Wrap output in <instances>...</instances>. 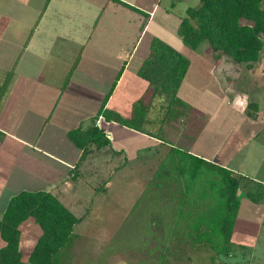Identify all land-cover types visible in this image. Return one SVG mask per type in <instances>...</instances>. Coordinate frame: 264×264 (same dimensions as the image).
<instances>
[{"label": "crops", "instance_id": "crops-1", "mask_svg": "<svg viewBox=\"0 0 264 264\" xmlns=\"http://www.w3.org/2000/svg\"><path fill=\"white\" fill-rule=\"evenodd\" d=\"M181 1L0 0V218L10 199L22 191L50 193L68 210L69 193L89 202L98 184L87 179L98 178V168L111 170L112 163L115 169L124 161L143 159L159 145L216 161L215 155L193 151L195 140L189 149L178 147L181 138L171 139L167 130L189 120L178 109L174 115L165 113L167 104L138 75L153 38L174 49L182 47L178 30L188 8L178 9ZM185 79L177 97L189 105L180 94ZM222 84L236 123L244 117L256 125L264 122V102L256 100L257 89L239 93ZM238 97L257 108L242 111L235 103ZM102 106V111L141 122L140 129L106 120L99 113ZM187 124L182 126L190 132ZM94 128L108 140L106 146H98ZM262 130L250 137L237 133L242 141L237 145L236 137L228 144L234 132L228 127L221 139L229 157L219 166L230 169L238 155V173L264 186V140L258 139ZM195 135L198 141L197 129ZM167 149H162V157ZM18 186L24 189L18 191ZM79 202L76 198L75 204ZM253 205L262 207L256 219L262 227L264 200ZM30 225L35 227L31 219L19 227V249L25 257L37 238L24 233ZM4 245L0 237V248Z\"/></svg>", "mask_w": 264, "mask_h": 264}, {"label": "rangeland", "instance_id": "rangeland-1", "mask_svg": "<svg viewBox=\"0 0 264 264\" xmlns=\"http://www.w3.org/2000/svg\"><path fill=\"white\" fill-rule=\"evenodd\" d=\"M199 5L200 0H183L177 8L183 10L196 8ZM239 22L240 25H251L243 19ZM192 24L196 26L195 21H192ZM182 44L181 48L176 49L188 58L190 67L180 94L190 106L187 105L188 109L185 112L182 110V106H175L170 114L173 112L171 115H174L178 109L189 121L184 120L182 124H178L167 132L173 140L178 135L181 138L178 147L184 149L191 148V142L195 140L196 145L193 151L195 149L197 153H202L207 157L215 155L216 161L212 162L222 166L223 163L225 164L223 159L229 157L224 153L225 147L223 149L221 139L224 135L223 132L228 127H234V132L228 138V144L232 143L230 141L236 137L234 141L240 145L242 141L240 137H237V133L244 132L247 137H250L257 131L260 132L262 126L263 130L258 139L264 140V122L260 121L256 125L248 122L244 117L240 123L238 121L236 123V114L232 110H228V106L225 104L227 96L221 90L222 83L223 86L229 85L234 92L239 93L250 94L254 89H257L256 100L264 102V47L260 54V61L253 68H248L245 65L234 63L231 58L223 55L215 58L216 54L207 51L209 45L206 42L197 49H190L183 41ZM209 60L213 62L209 63ZM230 99L231 96L228 97V100ZM161 102L167 104L168 101L166 102L165 97L161 96ZM168 106L167 104L165 113ZM185 124H187L186 127L190 126V132L184 130L185 126L182 125ZM203 126H205L204 131L201 129ZM196 129L199 132L198 141L195 135ZM211 135L214 138L210 137ZM162 149H167V147L159 145L157 153L154 152L152 155L135 161H124L121 166L115 169L113 168L116 166L114 163L111 164L113 168L111 170L98 168V178L87 179L90 183L94 181L93 185L97 186L98 184V190H95L97 193L88 195L89 202L85 203L83 199L76 197L78 193H69L68 208L80 220L74 228L79 239L76 240L74 246L73 264H214L213 261H216L217 264L264 263V225L258 227L256 224L262 207H255L251 204V201L241 190H238L237 193L241 206L232 231L231 244L229 247L227 246L228 250L230 249L228 253H215L209 243L191 245L189 239L185 240L188 232L185 229V231H179L180 233L174 235L168 245L166 258L163 262L159 261L160 250L163 249L162 243L165 241L164 221L159 218L160 211L149 208L153 202L159 206V209L165 208L167 205L163 203L170 200L164 190L165 184L162 189L152 183L153 175L162 162L161 155L164 154L161 152ZM185 153L187 152L185 151ZM32 165L34 166L33 163ZM175 166H177L176 163H174V169L173 167L169 169L167 175L170 176V180L167 179V182H172L169 183L170 186L177 184L181 187V181L183 182L184 179L181 175L179 176ZM184 166L187 170V175L184 177H188V171L191 170L189 169L191 166L189 160L185 161ZM229 167L232 172H238V155L235 156ZM99 169L102 170L99 171ZM102 172L103 174H101ZM159 172L161 173V171ZM212 175L213 173L202 171V174L197 175V179L192 182L193 191L185 205L189 211V220L192 219V215L198 216L201 213L202 215L208 213L209 210L213 211L212 207L216 197L214 186L211 184ZM154 182L158 183L157 180ZM27 186L34 187L31 183ZM36 187L38 186L36 185ZM16 189L19 191L24 188L18 186ZM259 192L261 193V191ZM76 198H79L80 202L75 204ZM138 201L140 207L134 209L133 206ZM163 214L166 215L167 212ZM210 214L215 215L214 212ZM193 219L195 222V218ZM24 231L27 236L33 239L41 232L36 225L35 227L30 225V227L24 228ZM258 233L259 235L256 236Z\"/></svg>", "mask_w": 264, "mask_h": 264}, {"label": "trees", "instance_id": "trees-1", "mask_svg": "<svg viewBox=\"0 0 264 264\" xmlns=\"http://www.w3.org/2000/svg\"><path fill=\"white\" fill-rule=\"evenodd\" d=\"M241 19L251 25H240ZM192 21L196 22V26ZM178 35L190 49H197L206 42L209 45L207 51L216 54L215 58L223 55L231 58L236 64L253 68L260 61L264 47V0H200L198 7L186 10V15L179 25ZM189 65L188 58L178 50L158 38L151 40L150 56L144 61L138 75L152 85L156 96L165 97L169 105L168 113L173 111L175 106H187L177 97V93ZM247 106L249 109L257 108L255 103H247ZM102 110L103 106L100 111ZM99 113L108 121L140 129L141 122L137 120H124L107 110ZM144 120L142 116L141 121ZM93 130L98 132V146H106L108 140L104 135L95 128ZM2 136L0 133V139ZM154 152L157 153L158 150ZM161 160L152 183L162 189L165 184L164 190L170 200L163 203L167 205L165 208L159 209L155 202L151 203L149 208L160 211L159 218L164 221L165 241L162 243L159 261L163 262L166 258L168 245L174 235L185 229L188 231L185 240L189 239L191 245L209 243L215 253H228L230 249L228 250L227 246L231 244L232 231L241 206L237 198L238 190L244 192L251 204H256L264 200V186L238 172L192 156L178 148L169 147L168 153ZM186 160L191 164L188 177H184L187 175L184 166ZM174 163L177 164L175 169L179 176L184 179L181 181V187L177 184L170 186L169 183L172 182H167V179L170 180L167 174L170 168L174 169ZM202 171L213 173L212 182L209 181L215 189L213 211L209 210L203 215L201 213L200 216L192 215L189 220V211L185 205L193 191L192 182ZM138 204L139 201L134 204V209L140 207ZM164 212L167 214L164 215ZM30 219L41 232L25 257L19 249V227ZM79 221L50 193L22 191L14 195L0 218V237L5 243L4 247L0 248V264H73L74 246L79 239L74 228ZM213 263L217 264L216 261Z\"/></svg>", "mask_w": 264, "mask_h": 264}, {"label": "built area", "instance_id": "built-area-1", "mask_svg": "<svg viewBox=\"0 0 264 264\" xmlns=\"http://www.w3.org/2000/svg\"><path fill=\"white\" fill-rule=\"evenodd\" d=\"M236 105L238 106V108H241L242 111L245 110L246 106H247V99L246 98H242V97H238L235 100Z\"/></svg>", "mask_w": 264, "mask_h": 264}]
</instances>
